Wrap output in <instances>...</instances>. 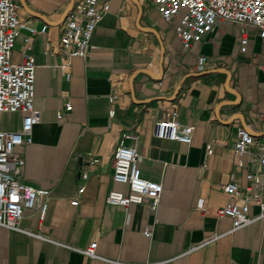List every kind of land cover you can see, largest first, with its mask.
Returning a JSON list of instances; mask_svg holds the SVG:
<instances>
[{
  "label": "crops",
  "instance_id": "0c3cea01",
  "mask_svg": "<svg viewBox=\"0 0 264 264\" xmlns=\"http://www.w3.org/2000/svg\"><path fill=\"white\" fill-rule=\"evenodd\" d=\"M18 1L21 19L48 29L21 30L12 52L14 63L24 49L36 60L40 113L32 143L15 151L24 160L21 180L50 191V200L44 221L26 211L21 231L0 226V264H264L260 208L251 204L254 220L236 230L216 214L229 202L224 186L235 182L245 192L256 168L237 166L238 129L264 143V39L252 34L242 54L237 27L219 22L186 50L177 19L165 21L147 0H108L88 56L62 72V17L71 0L65 9L66 0ZM172 119L194 128L191 143L155 136L156 123ZM21 120L1 113L0 131ZM120 143L137 149L145 179L162 184L156 209L106 202L110 191H127L113 180ZM92 242L97 258L81 252Z\"/></svg>",
  "mask_w": 264,
  "mask_h": 264
},
{
  "label": "built area",
  "instance_id": "2783aa9c",
  "mask_svg": "<svg viewBox=\"0 0 264 264\" xmlns=\"http://www.w3.org/2000/svg\"><path fill=\"white\" fill-rule=\"evenodd\" d=\"M165 21L177 19L176 32L186 50H191L205 36L213 31L219 22L236 26L240 38V52L247 54L252 44V34L264 39V0H147ZM18 0H0V114L19 113L21 125L14 131H0V226L21 231L26 211H35L40 221H44L50 200V191L34 188L21 180L24 160L15 151L17 147L32 143L35 125L40 121V113L35 108L36 60L28 49L22 52L21 60L12 62L11 56L20 32L43 34L48 26L40 30L31 20L20 17ZM108 0H76L72 10L62 25L60 51L63 55L59 70L66 71L74 58L88 56L91 41L97 26L110 13ZM30 37L24 39L29 43ZM206 57L199 58V70H203ZM264 73V66L261 67ZM67 110L72 108L67 104ZM114 111L111 115H114ZM59 117H61L59 115ZM264 119V114L259 116ZM194 128L182 126L176 120H160L156 123L155 136L160 139L191 143ZM208 153L212 150L208 147ZM237 166L245 162L256 167L246 178L251 183L244 192L235 182L224 186L229 202L217 210V217L231 218L233 230L250 224V206L260 208L264 217V143H259L247 128H239L234 148ZM141 156L134 146L120 143L114 151L115 183L126 186L127 191L112 190L106 202L110 205L128 208L134 204L148 203L156 209L163 195L161 183L142 176ZM87 179V173L81 176ZM85 191L83 186L79 193ZM72 204H78L74 200ZM150 231L145 236H150ZM97 242H92L82 253L97 258Z\"/></svg>",
  "mask_w": 264,
  "mask_h": 264
},
{
  "label": "water",
  "instance_id": "95a60500",
  "mask_svg": "<svg viewBox=\"0 0 264 264\" xmlns=\"http://www.w3.org/2000/svg\"><path fill=\"white\" fill-rule=\"evenodd\" d=\"M76 0H71V2L69 3V5L67 6V8L65 9L64 13H63V17H62V21H64L67 17V15L69 14V12L72 10L74 3Z\"/></svg>",
  "mask_w": 264,
  "mask_h": 264
},
{
  "label": "rangeland",
  "instance_id": "374dc122",
  "mask_svg": "<svg viewBox=\"0 0 264 264\" xmlns=\"http://www.w3.org/2000/svg\"><path fill=\"white\" fill-rule=\"evenodd\" d=\"M69 0H66V2L64 3L65 6L62 7V9H65L67 4H68Z\"/></svg>",
  "mask_w": 264,
  "mask_h": 264
}]
</instances>
